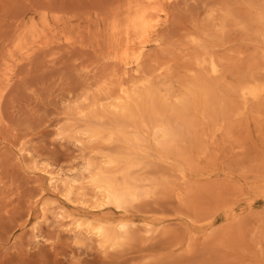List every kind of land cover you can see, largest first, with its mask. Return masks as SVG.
<instances>
[{"label":"rangeland","instance_id":"rangeland-1","mask_svg":"<svg viewBox=\"0 0 264 264\" xmlns=\"http://www.w3.org/2000/svg\"><path fill=\"white\" fill-rule=\"evenodd\" d=\"M0 264H264V0H0Z\"/></svg>","mask_w":264,"mask_h":264},{"label":"bare ground","instance_id":"bare-ground-1","mask_svg":"<svg viewBox=\"0 0 264 264\" xmlns=\"http://www.w3.org/2000/svg\"><path fill=\"white\" fill-rule=\"evenodd\" d=\"M143 13V12H142ZM143 15H144V13H143ZM142 15V16H143ZM132 16H133V14H132ZM136 16H137V14H136ZM145 16V15H144ZM133 17H135V16H133ZM139 18H140V16H139ZM144 18V17H143ZM133 21V20H132ZM146 21V20H145ZM130 22V21H129ZM131 23H134V22H131ZM146 24V23H145ZM138 25V24H137ZM133 30V29H132ZM128 34V33H127Z\"/></svg>","mask_w":264,"mask_h":264}]
</instances>
